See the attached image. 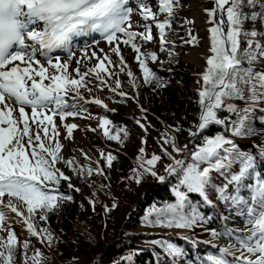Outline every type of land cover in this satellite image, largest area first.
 <instances>
[{
	"label": "snow or ice",
	"instance_id": "snow-or-ice-1",
	"mask_svg": "<svg viewBox=\"0 0 264 264\" xmlns=\"http://www.w3.org/2000/svg\"><path fill=\"white\" fill-rule=\"evenodd\" d=\"M155 2L154 11L152 4L144 0L138 4L132 0H0V231L8 232L6 241L0 238V264H15L18 248L23 264L29 259L33 264H42L43 260L39 250L27 256L30 241H19L14 230L5 226L4 209L23 218L31 236L51 244V232L40 226L35 213L42 212L40 221L46 223L50 212L71 200L70 195L59 191L62 181L74 188L71 177L56 165L63 163L85 179L103 175L99 167L85 168L75 159L63 158L56 126L58 117L67 138H72L78 125L63 122L86 111L80 106L85 99L80 90L91 91L89 77L94 75L100 85L116 92L121 82L117 79L113 87L102 74L111 78L114 73L109 67H118L120 72L126 70L133 88H139L141 78L121 54L123 44L136 53L143 84L164 86L149 67V61L157 62L158 56L142 51V43L153 41L154 27L160 50L173 55L166 46L170 44L168 34L179 0ZM134 8L140 17L136 25L132 21ZM205 13L212 55L206 59L203 85L198 92V122L189 129L191 142L200 143L181 147L175 136L165 133L163 145L172 149L162 145V155L170 161L164 166L166 175L155 171L162 156L146 158L141 148L132 179L139 184L148 174L160 182L167 177L176 181L171 188L174 202L151 207L144 217L147 226L192 230L211 222L213 217L203 209H216L214 200L227 209L228 215L217 217L223 222V230H211L210 235L213 239L227 237L230 243L219 248L218 254L207 255L204 264H264V144L249 151L237 143L238 138L256 134L254 120L264 125V69L254 67L264 62V0H212V7L205 8ZM161 15L166 18L160 19ZM249 23L252 27L246 28ZM256 25L262 27L257 29ZM136 26H142L144 31L133 30ZM93 34H99L112 46L116 61L107 54L98 56L90 51V45L80 58H75L74 41ZM188 42L196 43V38ZM57 51L67 52V60L61 62L59 55H52ZM93 58L97 63L82 71L84 61ZM73 59L76 67L69 72ZM235 101L243 102V106ZM90 102L107 108L99 100ZM222 112L228 115L221 116ZM111 123L102 118L104 135L122 144L121 131L126 137V129L112 134L108 127ZM210 126H220L223 132L202 136ZM104 158L111 167L115 157L108 154ZM233 217L243 218L246 231L229 226ZM155 243L173 260L184 257V250L173 242Z\"/></svg>",
	"mask_w": 264,
	"mask_h": 264
},
{
	"label": "trees",
	"instance_id": "trees-1",
	"mask_svg": "<svg viewBox=\"0 0 264 264\" xmlns=\"http://www.w3.org/2000/svg\"><path fill=\"white\" fill-rule=\"evenodd\" d=\"M186 6L185 0H179L177 10L172 17V27L168 34L170 44L166 47L173 52V55L169 56L168 52L160 50L162 55L167 56L168 62H173V68L166 71L149 64V67L163 81V87L144 85L138 64H136L139 70L138 77L141 78L138 80L139 88H133L127 77H125L126 83H121L122 87L119 88L121 92L116 91L108 95L104 93V86H97L96 91L106 102L107 108L95 105L93 106L95 108L91 109H96L98 114L108 117V120L112 122L108 126L112 134H115L117 129H126V137L121 131L122 144L115 140H109L104 133L102 134L106 142L114 146L117 145L124 152L113 147H101L97 154L98 160H92L93 163L88 166L78 165L85 168L90 166L93 169L99 167L103 170V175H93L86 179L78 177L63 163L56 165L71 177L70 182L74 188H69L66 181H62L59 186V191L70 195L71 200L63 202L57 210L50 212L46 223L40 221L42 212L35 213L40 226L46 227L51 232L54 238L51 244L41 243L39 239L31 235L21 238L13 229L19 241H30L28 257H32L39 250L43 254L42 264H81L85 253L93 256L89 264H204L207 255L218 254L219 248L226 247L230 243L227 237L219 239L221 241L219 246L206 243L213 239L210 235L211 230H223V222L217 217L229 214L227 209L215 200L216 209H203L207 215L213 217L211 222L203 227L185 230L145 225L144 217L151 207L161 206L164 202H174L171 188L176 181L174 177H167L164 182H160L156 177L148 174H144L142 182L139 184L132 179L136 174L134 169L138 168L137 161L141 148L147 154L146 158H150L153 154L162 156L155 171L158 175H166L164 166L170 161L162 155L165 133L175 136L176 143L181 147L186 143L189 144V147H195V144L200 143V140L195 143L191 142L189 129L198 122V92L203 85L202 74L197 77L190 74V71L195 70L196 67L181 58L183 53L188 51V47L185 45L188 38L186 32V23L188 22L183 14ZM174 27H177L178 30H174ZM251 27L250 23L246 24V28ZM256 27L259 29L262 26L256 25ZM244 46L242 43V47ZM155 53L159 60V54ZM254 67L264 69V62L258 63ZM206 68L207 65L204 72ZM191 82H194L195 87L190 89ZM103 93L105 95H102ZM117 93H126V95L122 96ZM235 103L243 106L241 101H235ZM112 104L130 108L135 120H119L110 111L109 107ZM220 115L227 116L228 113L222 112ZM259 115L261 114L257 113V116ZM141 124L144 125L143 128L140 126ZM177 128L180 131H176ZM253 128L256 130L255 135L237 139V143L249 151L264 144V125L259 119L253 121ZM221 132L223 129L220 126H210L201 135L212 137ZM145 141L146 143H144ZM59 142L63 146L61 151L63 158L71 159L64 152L63 142L60 139ZM163 146L172 151L170 146ZM101 153H103V157ZM108 154L115 157L111 167L107 165L104 158ZM177 158L181 157L177 156ZM75 188H78L79 191H75ZM90 199H93L94 202ZM130 204H134L135 207L126 212L127 206ZM114 205L115 207H113ZM126 213H128V218L121 235L107 247L103 246V243L109 241L110 238H115L117 228L122 224L123 215ZM234 218L238 217L230 219V227L237 226V223L233 221ZM241 220L243 221V218ZM138 226L141 227V230H136ZM242 229L246 231L243 224ZM0 232L6 241L8 232ZM157 241L175 243L184 250V257L174 260L169 258L156 245ZM194 241L198 243H194ZM129 257H131L130 261ZM15 264H23V255L19 248ZM27 264H33L32 260L29 259Z\"/></svg>",
	"mask_w": 264,
	"mask_h": 264
},
{
	"label": "rangeland",
	"instance_id": "rangeland-1",
	"mask_svg": "<svg viewBox=\"0 0 264 264\" xmlns=\"http://www.w3.org/2000/svg\"><path fill=\"white\" fill-rule=\"evenodd\" d=\"M187 2V6L183 10L184 17L186 18L187 27L186 32L188 34L187 41L185 42L186 47H188V51L184 52L181 56L182 60L189 63L190 65L196 67L195 70L190 71V74L194 75L195 77L203 74L205 67H206V59L210 57V41H209V32L208 28L210 25L207 23V16L205 13V8H211L212 7V0H197V7L200 13H195V10H192L194 7L193 0H185ZM140 0H136L134 4H138ZM145 3H151L153 6V10H156V2L155 0H144ZM202 13V14H201ZM164 18L163 15H161L160 19ZM133 24L136 25L138 21H140V17L138 15L137 9L134 8L133 11V17H132ZM142 24V22H141ZM135 31L142 32L144 31L142 26H136L134 27ZM174 30H178L177 27H174ZM196 31V33H195ZM153 41L151 42H144L142 43V51L144 52H157L160 56V59L152 63L149 61V64L157 69H163V70H170L173 68V62H168V58L165 55H162L160 52V44L158 41V31L153 27ZM175 35V34H173ZM94 36V40H92L89 44H79V46H75L72 51L74 52L75 58H80L83 55V49L85 47H88L90 45V48H92L91 51H95L98 56H104L105 54L112 57L114 61L117 60V57L112 52V46H110L107 42H103L100 40L99 36ZM196 38V43H190L188 41H191L192 38ZM121 54L124 56L125 61L127 62L128 66L131 68L133 73L138 77L139 76V70L137 68V63L135 61L136 53L132 51V49L128 46H125L121 44ZM102 50V51H101ZM198 55V56H197ZM68 58V54L66 55ZM196 56L200 57L201 60L204 59L203 64L198 63L196 60ZM65 58V59H67ZM86 67L94 66L97 61L93 58L91 61L85 60ZM71 64H76L75 59L71 61ZM109 71H112L114 75L109 78L106 74H102L104 76V79L109 81V84H111L113 87L115 86V81L118 79L121 83H126V78L130 80V78L125 72H120L119 68H112L109 67ZM72 72V70L70 71ZM73 76H75V73H72ZM89 80L91 81L88 85V88L91 89V91H88L86 89L82 88V95L84 96L83 105L81 107L83 109H86V111H82L80 116L78 117H69L66 121L63 123L67 124H76L78 127L73 130L72 138H67V132L66 129L62 126V122L59 120V118H56V126L59 131V139L64 144V152L66 155L71 158L75 159L77 161V164L82 166H88L90 163L92 164V160H98L97 154H99V151L101 147H113L120 151H122L117 145L114 146L112 144H109L106 142L103 138V129L100 127L102 118L104 117L103 114H98L96 109L93 106L98 105L95 103H91L90 101L96 100L95 98L102 99V97L98 94V91H96L97 86L100 85L99 81L96 80L95 76L89 77ZM194 82H191L189 85V88H194ZM104 93L111 95L114 93L109 89V87L104 86ZM96 91V92H95ZM102 95H105V94ZM104 100V99H103ZM110 108V111L115 114V116L118 119H125V120H132L133 119V113L130 108L123 106V105H115L112 104ZM94 129V131H93ZM124 152V151H122ZM87 156V158H85ZM66 175L67 172L62 170ZM68 181H66L67 183ZM7 199V198H5ZM92 202H94L93 199H90ZM134 204H130L127 206L126 212H129V210L134 209ZM6 210V220H5V226L11 227L12 229H15L18 233V235L21 238L29 237L30 234L26 230V225L23 227L18 226L16 221L10 220L11 223L8 222L9 215L16 216L15 213L10 212L8 209ZM25 215L27 213L25 212ZM125 215V216H124ZM123 215V221L122 224L119 225L117 228V231L115 233V238H110L109 241H106V243H103V246L107 247L110 243L114 242L122 233V230L125 227L126 219L128 218V213ZM17 217V216H16ZM21 218V217H18ZM23 219V218H22ZM21 220V219H20ZM235 222L237 223L236 227H239L242 229V220L241 218H234ZM136 230H141V227H137ZM0 238L4 239L3 234L0 232ZM5 240V239H4ZM219 239H211L210 243L216 246H219L220 242ZM83 246V245H82ZM85 248V246H83ZM93 256L90 254H83V259L81 260V264H89L92 261Z\"/></svg>",
	"mask_w": 264,
	"mask_h": 264
},
{
	"label": "bare ground",
	"instance_id": "bare-ground-1",
	"mask_svg": "<svg viewBox=\"0 0 264 264\" xmlns=\"http://www.w3.org/2000/svg\"><path fill=\"white\" fill-rule=\"evenodd\" d=\"M135 1L136 0H132V2L133 3H135ZM193 4H194V7L192 8V10H195V13H200V11L198 10V7H197V0H193ZM202 14V13H201ZM92 50V48H90V51ZM198 56V55H197ZM196 56V60H197V62L198 63H202L203 64V60L204 59H202L201 60V58L200 57H197ZM41 59H43L42 57H40ZM65 58H67V57H61V62H64L65 60H67V59H65ZM86 65V63L84 62V64L81 66V70L83 71L84 69H85V66ZM76 67V64H71V66H70V68H69V72L73 69V68H75ZM80 91H82V89L80 90ZM81 94H83L82 92H81ZM83 101H81L80 102V106L81 105H83ZM28 111H30V110H28ZM67 123V122H66ZM69 124V123H68ZM5 212H6V210H4ZM8 212V211H7ZM6 212V213H7ZM21 219V220H20ZM10 220H13V221H16V223L15 224H17L18 226H20V228H21V226L23 227V225L25 226V224L23 223V219L22 218H18V217H14L13 215H9V218H8V222L9 223H11L10 222Z\"/></svg>",
	"mask_w": 264,
	"mask_h": 264
}]
</instances>
